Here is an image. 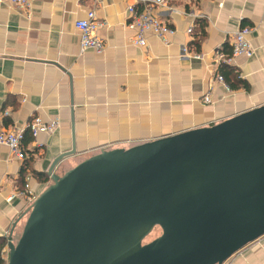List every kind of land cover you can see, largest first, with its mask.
<instances>
[{
    "label": "crops",
    "instance_id": "0c3cea01",
    "mask_svg": "<svg viewBox=\"0 0 264 264\" xmlns=\"http://www.w3.org/2000/svg\"><path fill=\"white\" fill-rule=\"evenodd\" d=\"M165 1L152 11L173 28L170 43L147 31L141 46L128 26L133 0H29V16L0 0V123L26 128L35 115L58 121L53 132L26 142L23 159L0 146V237L14 223L12 240L22 229L31 204L22 193L26 171L43 172L29 182L39 194L60 153L74 150L57 164L58 174L101 148H128L210 126L264 104V0ZM90 9L106 22L97 31L105 43L101 53L80 51L74 23ZM244 25L253 27V56L223 64L245 85L212 84L222 64L217 54L231 53L233 34ZM207 92L210 103L202 101ZM223 264H264V235Z\"/></svg>",
    "mask_w": 264,
    "mask_h": 264
},
{
    "label": "water",
    "instance_id": "95a60500",
    "mask_svg": "<svg viewBox=\"0 0 264 264\" xmlns=\"http://www.w3.org/2000/svg\"><path fill=\"white\" fill-rule=\"evenodd\" d=\"M72 153L46 169L5 264H223L264 235V104L55 173Z\"/></svg>",
    "mask_w": 264,
    "mask_h": 264
},
{
    "label": "built area",
    "instance_id": "2783aa9c",
    "mask_svg": "<svg viewBox=\"0 0 264 264\" xmlns=\"http://www.w3.org/2000/svg\"><path fill=\"white\" fill-rule=\"evenodd\" d=\"M13 6L19 7L23 10L26 16L30 15V2L29 0H3ZM134 2L127 7L129 14L128 26L136 30L133 38V43L141 46L146 45L145 33L151 31L160 41L164 44L170 43L169 35L174 30L165 24L155 13L152 8L155 6H162L165 0H133ZM139 7V8H138ZM75 27L80 31L79 46L80 51L91 49L97 53H101L105 48L103 39L98 35L97 31L106 26V22L96 17L93 9L86 13V17L75 21ZM253 27L241 26L233 34L232 49L230 54H217V60L221 63H231L235 57L246 56L251 57L254 54V48L250 42L249 35ZM183 54H189L187 47L182 46ZM190 55V54H189ZM193 57H200L199 54L192 55ZM213 82H222L225 87L229 89L228 84L225 82L223 75L218 72ZM210 85V88L212 87ZM202 101L206 103L211 102L210 93L207 92ZM58 127L56 119L43 120L39 115L33 116L27 123L26 128H10L5 127L0 123V146L7 147L17 158L23 159L25 153L22 150V140L24 138L25 130H29L32 139H36L40 133H51ZM26 183L24 186L23 194L31 203L38 194L34 193L30 186L31 177H25ZM8 251L3 248V259H7Z\"/></svg>",
    "mask_w": 264,
    "mask_h": 264
},
{
    "label": "trees",
    "instance_id": "16d2710c",
    "mask_svg": "<svg viewBox=\"0 0 264 264\" xmlns=\"http://www.w3.org/2000/svg\"><path fill=\"white\" fill-rule=\"evenodd\" d=\"M220 73L223 75L226 83L228 84V86L232 89H235L237 87H239L240 85H245V82H243L239 77H237L236 74L233 73V68L227 64H221L220 65ZM31 135L29 133V130H25L24 133V138L22 140V150L25 153V157H26V142L28 140H31ZM32 162V157H28L26 159V163L24 165V169L29 167V164ZM27 175H29L30 177H37L39 179L43 178V172H37V171H26L24 177H26ZM6 244V238L4 236L0 237V264H4V259L2 256V250H3V246Z\"/></svg>",
    "mask_w": 264,
    "mask_h": 264
},
{
    "label": "rangeland",
    "instance_id": "374dc122",
    "mask_svg": "<svg viewBox=\"0 0 264 264\" xmlns=\"http://www.w3.org/2000/svg\"><path fill=\"white\" fill-rule=\"evenodd\" d=\"M62 174V173H61ZM51 183V180L47 181V185ZM46 185V186H47ZM160 234V228L159 227H155L152 232L145 238L144 242H148L150 240H152L153 238H155L156 236H158ZM19 235H17L15 238H14V241H16V239L18 238ZM3 248L5 249V251H8V247H7V244H5L3 246ZM6 260L7 259H4V264L6 263Z\"/></svg>",
    "mask_w": 264,
    "mask_h": 264
}]
</instances>
